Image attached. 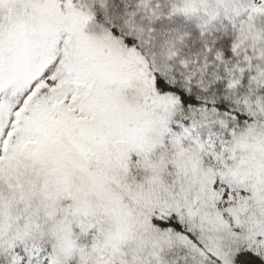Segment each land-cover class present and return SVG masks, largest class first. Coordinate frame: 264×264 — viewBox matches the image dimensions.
I'll list each match as a JSON object with an SVG mask.
<instances>
[{
	"label": "snow or ice",
	"instance_id": "6c2138e0",
	"mask_svg": "<svg viewBox=\"0 0 264 264\" xmlns=\"http://www.w3.org/2000/svg\"><path fill=\"white\" fill-rule=\"evenodd\" d=\"M0 264H264V0H0Z\"/></svg>",
	"mask_w": 264,
	"mask_h": 264
}]
</instances>
